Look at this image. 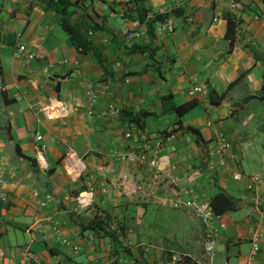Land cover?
<instances>
[{
	"label": "crops",
	"instance_id": "obj_1",
	"mask_svg": "<svg viewBox=\"0 0 264 264\" xmlns=\"http://www.w3.org/2000/svg\"><path fill=\"white\" fill-rule=\"evenodd\" d=\"M59 1L66 4L63 16L93 50L75 48L60 25ZM140 1L153 39L140 24L139 37L125 43L121 0H0V264H169L177 254L207 264L204 228L188 210L169 208L168 181L147 167L113 160V152L132 146L123 137L132 125L120 115L124 109L148 114L137 128L151 144L171 135L161 153L168 155L177 185L199 200L209 202L220 193L234 201L232 210L218 216L224 228L217 230L211 264H247L253 238L258 251L249 264H264V101L256 98L264 65L253 56L264 59L263 2L235 0L240 9L234 11L229 0ZM159 10L173 19L171 35L155 31L164 17ZM226 18L234 23L231 48L224 36ZM19 42L43 59H20ZM131 46L147 49L129 52ZM190 78L203 87V96L188 94ZM86 85L99 93L88 112ZM168 94L175 105H194L179 118L162 115L159 98ZM48 97L68 100L64 120L34 113ZM109 110L117 116L108 117ZM34 132L45 146V169L34 162ZM214 132L231 144L233 158L222 164L207 157ZM66 146L82 157L88 173L103 171L111 183L126 174L131 183L145 186L144 193L123 195L111 186L105 194L96 191L91 209L81 213L74 196L84 188L85 176L73 181L65 174L60 157ZM234 174L240 180H233ZM252 175L258 181L247 189ZM103 214L122 226L117 242L127 254L112 252L108 220L97 234L84 229ZM141 236L155 245L146 257L137 249ZM174 264H181L180 258Z\"/></svg>",
	"mask_w": 264,
	"mask_h": 264
},
{
	"label": "built area",
	"instance_id": "obj_2",
	"mask_svg": "<svg viewBox=\"0 0 264 264\" xmlns=\"http://www.w3.org/2000/svg\"><path fill=\"white\" fill-rule=\"evenodd\" d=\"M57 1V0H51ZM131 0H121L123 4H130ZM229 10L240 9V4L235 0H229L227 4ZM120 17H122L124 24L122 25V37L125 43H129L141 34L139 28L140 24L136 20L126 18L127 12L124 9L120 11ZM162 10L158 11V15H163V19L155 29L156 33L161 35H171L174 32L175 25L170 15H164ZM262 17V16H260ZM253 19H258V16H253ZM126 22V24H125ZM90 33H88L89 35ZM20 38V36L18 37ZM16 54L20 59L24 61L29 60H41L43 56L39 53L32 52L26 48V46L19 42L16 45ZM73 66H77L74 62ZM115 67L119 64L115 63ZM189 95L191 96H203V87L196 83L194 78L189 79ZM82 95L86 100L85 110H88L95 105L99 99V93L95 92L91 85H86L82 91ZM68 100H56L53 97L46 98L43 102H39L34 107V113L39 114L46 120H64L68 116L69 112ZM110 112V113H109ZM107 116L116 117V110H109ZM211 125V123H208ZM138 125H131L130 129L126 130L123 137L126 140L132 142V146L127 147V150L123 152H113V160L115 162H122L129 165L144 166L153 171L155 176L160 175L164 180L168 181L171 197L168 199V206L172 209H184L188 210L193 217H195L204 228V239L202 242V253L207 261V264H211L215 256V238L217 230L223 228V223L218 220V216L214 215L208 205L207 201L199 200L194 197L188 189L182 185H177L175 180L169 173L170 160L167 154L161 153V149L165 140L171 138V135L167 132L162 136L156 137L153 144L149 141L147 133L142 132L137 128ZM136 133V135H135ZM135 135V136H134ZM32 148L34 153V162L39 169H45L44 152L45 146L41 142L42 137L37 132L31 134ZM209 149L207 150V157H215L219 160V163H223L226 159H232L233 154L231 150V144L220 133H212L211 140L209 142ZM60 164L65 174L73 181L78 180L80 177L85 176L84 188L78 191L74 196V207L79 211L88 210L94 201V194L98 191L100 194H105L109 187L114 186L123 195L134 196L144 193V185L138 183H131L126 174H122L119 177L117 183H111L108 175L103 171L97 174H90L86 171L85 163L82 157L77 155L74 149L70 146H66L60 157ZM96 177V178H95ZM239 174H234L232 179L235 181L240 180ZM95 179L99 182L98 187L94 185ZM246 183V188L250 189L252 184L258 181L256 175H252ZM56 231V228L53 227ZM63 244L68 245L66 240H62ZM73 251H76L75 247H72ZM258 251V245L255 238L251 239V248L247 255L246 263L249 264L255 254ZM3 254L0 251V257ZM121 261L118 260V263ZM173 264V261H171Z\"/></svg>",
	"mask_w": 264,
	"mask_h": 264
},
{
	"label": "trees",
	"instance_id": "obj_3",
	"mask_svg": "<svg viewBox=\"0 0 264 264\" xmlns=\"http://www.w3.org/2000/svg\"><path fill=\"white\" fill-rule=\"evenodd\" d=\"M262 2L264 5V0H262ZM55 8L61 15L60 25L62 29L68 35L69 39L74 44L75 48H77V50L81 53H85L88 50H93L94 48L92 47L91 42L83 34H81L78 30H76L73 27V25L68 23L66 18L63 16L64 10L66 8V4H64L62 1H59L55 5ZM125 10L127 12L126 18L136 20L139 24H143L145 28L146 36L149 38V40H152L153 34H154L153 24L150 20H147L146 18L147 12L145 8L143 7L141 1L131 0L129 5L126 4ZM233 33H234V23L230 20V18H226L224 36L228 40L229 48H231L232 46ZM146 49H147V46H131L129 48V52H136V51L144 52ZM94 54L96 53L94 52ZM253 56L255 59L262 61L264 65V59H262L258 55H253ZM220 97H222V94L220 95ZM256 98L264 101V66H263V70L261 74V85L256 94ZM159 104L161 107L162 115H173L174 117L179 118L193 107L194 102H186L180 105H175L172 102L171 96L168 94V95H164L159 98ZM120 115L127 117L128 123L132 125H138V122L140 121V118L142 117V115L147 116L148 114L146 115L145 114H134L133 112H131V110L124 109L120 112ZM177 128H179V126H177ZM185 131H188L189 133L197 137V132L193 130L192 128L187 127L185 128ZM208 205H209L211 212L214 215L219 216L225 213L226 211L232 210L234 208V201L227 196L217 193L210 198ZM105 220H110V218L107 217V214H103V218L99 220L97 219L92 220L89 223V225L84 227V229H88L92 231L93 233L97 234L99 230H102L105 227V223H104ZM122 231L123 229L119 228L117 230L118 235L122 234ZM118 235L114 232H109L107 234V236L112 240V243H113L112 252L117 253L118 251H122L124 254H127V251L122 250L120 248L119 243L117 242ZM180 261H181V264H196L188 256L181 257ZM134 263L135 264H145L144 260L134 261ZM108 264H117V262L113 260L109 262Z\"/></svg>",
	"mask_w": 264,
	"mask_h": 264
},
{
	"label": "rangeland",
	"instance_id": "obj_4",
	"mask_svg": "<svg viewBox=\"0 0 264 264\" xmlns=\"http://www.w3.org/2000/svg\"><path fill=\"white\" fill-rule=\"evenodd\" d=\"M91 207H92V206H91ZM91 207H90L88 210H90ZM169 208H170V207H169ZM88 210L82 211L81 213H84V212H86V211H88ZM101 218H102V217H101ZM108 222H109L110 224H109V226L107 227V230H108L109 232H114V233H116V234L118 235L117 230H118L119 228H122V226H120L118 223H113L114 221L111 220V219H110V221L108 220ZM221 223H222V222H221ZM223 228H224V227H223ZM122 229H123V228H122ZM143 237H144V236H141V239L138 240V243H137V244H139V245H138L137 249H138V248L141 249V252H142L143 256L146 257L149 248H154L155 245H154V243H153L150 239L143 238ZM203 239H204V231H203ZM202 241H203V240H202ZM120 248H121L122 250H125L124 247H121V246H120ZM119 252H122V251H119ZM122 253H123V252H122ZM123 254H124V253H123ZM181 257H182V256L179 255V254H177V255H172V256H170V259H169V262H168V263L170 264L171 261H173V264H174V263H175L179 258H181Z\"/></svg>",
	"mask_w": 264,
	"mask_h": 264
}]
</instances>
